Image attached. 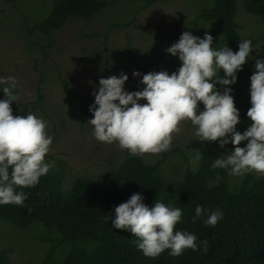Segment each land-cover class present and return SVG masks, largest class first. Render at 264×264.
Segmentation results:
<instances>
[{"label":"rangeland","instance_id":"obj_1","mask_svg":"<svg viewBox=\"0 0 264 264\" xmlns=\"http://www.w3.org/2000/svg\"><path fill=\"white\" fill-rule=\"evenodd\" d=\"M110 1L95 16L86 20L70 17L61 29L42 37L27 34L23 23L31 26L44 18L53 0H0V78H16L19 103H31L39 94L44 96L43 110L29 104L26 115L32 113L48 122L47 131L53 142L45 159L50 169L62 172L65 186L75 175L98 178L108 174L126 152L117 143L107 144L95 139L94 126L88 122L93 118L89 110L95 99L92 93L98 91L101 77L119 76L123 72L128 75L125 90H142L145 86L140 80L144 74L162 70L171 74L180 67L182 62L178 56L166 49L185 31L200 38L205 33L211 34L212 47L216 50L226 46L223 36L213 34L215 21L199 16L202 9L213 6L214 0H157L146 8L147 0ZM234 19L241 38L252 40L253 47L245 63L247 71L242 74L244 92L238 104V126H241L251 107L250 77L255 71V61L264 59V21L246 12L240 0ZM125 22L131 23L127 27L122 25ZM112 23L121 25L109 30ZM127 47H130L129 53ZM126 55L130 58L129 64L124 63ZM103 56L109 60L107 72L102 70ZM134 71L141 75L133 76ZM40 79L44 81L41 87ZM139 102L146 103L145 100ZM200 108L203 110L202 103ZM195 132L190 121L183 122L171 147H180L190 156L196 146L205 142L198 140ZM246 143L242 142L241 146ZM215 144L219 142H208V145ZM225 146L224 157L234 149L231 143ZM159 156L143 155L149 162H155ZM188 161L185 155L176 154L164 161L161 170L171 180V176L179 175L180 167L181 172L186 169ZM241 176L229 174L228 180L234 183ZM9 225L0 220V254L5 253L7 264H40L44 245L37 240L41 232L33 230L37 225L31 224L21 232Z\"/></svg>","mask_w":264,"mask_h":264},{"label":"trees","instance_id":"obj_2","mask_svg":"<svg viewBox=\"0 0 264 264\" xmlns=\"http://www.w3.org/2000/svg\"><path fill=\"white\" fill-rule=\"evenodd\" d=\"M155 1L147 0L144 7ZM238 1L214 0L212 7L202 9L199 14L203 19L215 21L213 34L223 36L226 46L234 52L243 41L234 19ZM240 1L246 12L264 21V0ZM110 2L53 0L50 12L42 20L31 26L23 23V29L29 35L50 36L70 17L89 19ZM130 23L122 25L128 27ZM118 25L121 24L112 23L109 30ZM129 51L130 47H127V53ZM108 62V57L103 56L104 72L109 69ZM124 63H130L127 55ZM245 71L246 65L237 72L234 84L216 85L221 93L225 87L232 89L230 94L237 108L244 92L241 84ZM218 75L223 77V71ZM43 82L40 79V87ZM65 91L69 92L67 88ZM14 92H17L16 88ZM4 95L0 90V99ZM43 97L39 94L31 103L13 101V114L26 115L29 104L43 110ZM249 125L247 118L244 124L236 127L242 131ZM225 149L226 146L208 145L205 141L188 156L186 150L185 153L180 147H171L155 162L146 161L143 156H132L126 150L122 160L108 174L98 178L75 175L67 186L60 170L49 169L36 186L16 188V191L25 192L27 199L23 206L0 205V220L7 221L14 231L20 232L31 224L37 225L33 230L41 232L37 240L44 245L40 264H264V177L247 173L231 183L229 170L211 167L215 159L224 158ZM176 154L185 155L190 164L183 172L180 167L179 175L171 176L173 179L169 180L161 165ZM136 193H140L149 206L160 201L179 207L183 215L176 230L195 234L198 250L186 249L179 256H171L169 250H165L158 257H146L137 247L136 236L129 230L113 228L111 219L106 221L104 218L110 214L114 216L115 206ZM198 205L203 207L205 214L193 222ZM217 209L223 213V218L215 226L206 225L204 220L209 212ZM203 241H207V251L203 249ZM5 259L2 252L0 264H7Z\"/></svg>","mask_w":264,"mask_h":264},{"label":"clouds","instance_id":"obj_3","mask_svg":"<svg viewBox=\"0 0 264 264\" xmlns=\"http://www.w3.org/2000/svg\"><path fill=\"white\" fill-rule=\"evenodd\" d=\"M212 44L213 36L209 33L200 38L189 31L183 32L166 49L178 56L180 67L171 74L166 70L144 74L140 80L145 86L142 90H125L128 75L123 72L119 76L101 77L98 91L92 93L94 104L89 109L93 118L88 122L94 126L95 139L117 143L132 156L161 154L171 149L182 123L190 121L198 140L218 141L221 148L229 143L234 146L226 157L215 159L213 169L229 170L232 175L252 173L264 177V59L255 61V71L250 77L251 107L247 110L250 125L240 132L236 127L240 112L230 94L232 89L225 87L221 93L216 85L236 82L237 72L252 54V40L240 41L235 52L228 46L216 50ZM221 70L223 77L218 75ZM140 75L133 72V76ZM0 85H4L0 90L5 94L0 99V205L23 206L27 194L16 188L34 187L49 172L51 165L45 158L53 137L48 134V122L44 119L32 113L13 114L12 102H20L14 92L15 77L0 78ZM199 158L197 154L196 159ZM114 211V216L110 214L104 219H111L113 228L129 230L136 236L137 247L146 257H158L165 250L171 256H179L186 249L199 248L195 234L176 230L183 215L179 207L160 201L149 206L136 193L115 206ZM195 211L193 222L205 214L199 205ZM222 218L223 213L217 209L209 212L204 223L215 226ZM202 244L207 251V241Z\"/></svg>","mask_w":264,"mask_h":264}]
</instances>
